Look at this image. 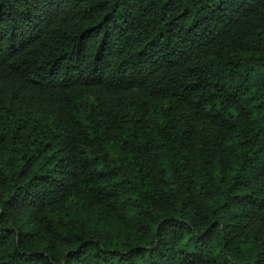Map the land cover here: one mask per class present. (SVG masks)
Returning a JSON list of instances; mask_svg holds the SVG:
<instances>
[{
    "label": "trees",
    "instance_id": "obj_1",
    "mask_svg": "<svg viewBox=\"0 0 264 264\" xmlns=\"http://www.w3.org/2000/svg\"><path fill=\"white\" fill-rule=\"evenodd\" d=\"M0 264H264V0H0Z\"/></svg>",
    "mask_w": 264,
    "mask_h": 264
}]
</instances>
